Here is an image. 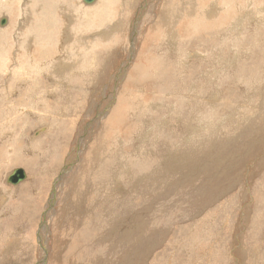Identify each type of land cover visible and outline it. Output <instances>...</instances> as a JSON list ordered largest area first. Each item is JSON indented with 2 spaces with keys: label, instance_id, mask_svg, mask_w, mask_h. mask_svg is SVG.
<instances>
[{
  "label": "rangeland",
  "instance_id": "374dc122",
  "mask_svg": "<svg viewBox=\"0 0 264 264\" xmlns=\"http://www.w3.org/2000/svg\"><path fill=\"white\" fill-rule=\"evenodd\" d=\"M148 1L107 0L80 27L55 11L51 40L81 41L16 78L14 108L28 7L0 18L19 56L0 69V264H264V0ZM16 168L30 177L8 183Z\"/></svg>",
  "mask_w": 264,
  "mask_h": 264
},
{
  "label": "bare ground",
  "instance_id": "6f19581e",
  "mask_svg": "<svg viewBox=\"0 0 264 264\" xmlns=\"http://www.w3.org/2000/svg\"><path fill=\"white\" fill-rule=\"evenodd\" d=\"M84 2V5L87 4L89 6H83L82 4L83 3H80L78 2V0H0V9L2 8L3 10L0 11V18L2 16H5V20L8 22V19H6V15H9L6 11H10L11 9L8 10V8L10 7V5L12 3H20L26 7H28L26 10H25V16L22 17V19L20 20L19 24H20V27L21 29H24L25 31L24 32H19V34L23 35V36H27L25 40L23 41H18V43L22 46V48H20L19 50H17V53H21L22 51L21 50H24L26 51V54L28 56L29 54V51L30 50H34V54H37V55H40L41 56H38L39 58H35L33 57V53H30L31 55V58L32 60L34 61L33 63H29V65L32 66V70H30L29 72H22L20 73L19 76L15 77L16 76V72L14 70H11L13 72V81H12V85H9V88H8V94H9V97H8V105L10 107H17L16 105L20 104L21 105H24L21 101L22 99V96L24 93L18 95V82H16V78H18L19 80L21 81H24L26 78H29V76L31 75H34L35 73L37 72H34V71H37V70H40V67H41V64H39L38 62L42 61V60H49V59H52V58H55L56 56V53H58V55H60V59L64 60L67 58L65 53L68 51V49H70L72 46H71V43L74 41L75 43H77L79 40H80V34L78 35L76 31H72V32H69V31H62L61 33H59V35H57V38H55L53 41L51 40L52 38V35H56V32H54V29L56 28V24H57V20H55V17H58V14L55 13V11H58L61 15L64 14V12H61V11H66L67 12L69 11L70 13H72V15L70 16L69 14L66 13L67 17H70L69 18V21H71L70 19L74 18L75 20V17L77 16L80 20H79V24H77L79 27L82 26L83 24L82 23H90L89 20L87 19H91V17H95V18H99L100 20V23L103 24L105 23V18L108 16L110 17V14H102L99 9L100 7L104 4V7L106 8L107 6V0L106 2H103L105 0H94L93 2L91 3H86L84 0H82ZM158 1V0H157ZM161 1V0H159ZM167 0H164V2H166ZM185 1V0H184ZM189 0H187L188 2ZM142 2V7L139 8L138 10H135L137 15L140 16L141 13H144L147 11V9L149 10V6L150 5V2L148 0H141ZM190 2H193V5L194 6V12H198V8H195L196 5H197V0H190ZM196 2V4L194 3ZM102 3V5L100 6L99 4ZM154 3V2H153ZM164 4V3H163ZM214 4V2H213ZM212 4V5H213ZM153 5V4H152ZM156 6L157 7V10L159 7L163 6L162 4H157ZM155 6V7H156ZM192 6H191V10H189V12H193L192 10ZM96 8V10L92 11L91 12V9L92 8ZM65 8V9H64ZM108 8V7H107ZM59 9H62L61 11H59ZM172 9V7H171ZM177 9V10H176ZM175 10L171 11V15L172 16V12L174 13V18L169 22V25L170 27L173 26V29H176V26L179 25V22H178V18H179V15L180 13H182V11L180 12V8H176ZM180 9V10H179ZM102 10V9H100ZM162 10V9H161ZM206 10V9H205ZM105 11V10H104ZM164 11V10H163ZM163 11H160V12H163ZM148 12H151L150 10ZM135 13V12H134ZM157 13V12H156ZM164 13H168V12H165ZM201 13V12H200ZM207 13H209L207 11ZM160 14V13H159ZM169 15V13H168ZM166 14V17L168 16ZM183 15V14H182ZM63 16V15H62ZM158 16V14L156 15ZM161 16V14L159 15V17ZM169 16V17H170ZM181 16V15H180ZM66 17V16H65ZM157 17V18H159ZM177 17V19H176ZM140 18V17H139ZM162 18V16H161ZM161 18L159 19H156L154 21V18L153 20L151 21H154L155 24L157 25V27L159 29H163L164 25L163 22L161 21ZM3 19V17L1 18ZM165 19V18H164ZM168 19V17H167ZM92 20V19H91ZM163 20V18H162ZM68 21V19H67ZM136 20H132V23H131V29H134L136 24L138 22H135ZM169 21V19H168ZM6 23V22H5ZM5 23H2V20H1V25H4ZM139 24V23H138ZM168 25V27H169ZM118 28V27H117ZM138 29V28H137ZM68 30V29H66ZM90 30V29H88ZM107 31V30H106ZM132 31V30H131ZM0 32H3L2 30H0ZM102 30H98L94 33L93 36H88L90 37L89 39L93 42L96 43V41L98 39H101V38H105L106 35L102 34L101 33ZM119 32V31H118ZM28 33V34H27ZM14 34V33H13ZM107 34V33H106ZM133 34V33H132ZM171 34H173V32H171ZM3 35L2 36V33H0V69H2V64L1 63H4L5 61L7 62V59L9 58V54L10 53H13L14 57H15V60H18V54L16 52H13L12 51V48L11 46L9 45V43L7 42V39L6 41L4 40L5 37H6V34L3 32ZM116 35V33H115ZM84 36V35H83ZM87 37V38H88ZM131 37V36H130ZM60 38V39H59ZM17 39V38H16ZM83 39V44L85 46V48L83 49L84 52L85 51H89V47H92L90 46L89 42L87 39L85 38H82ZM108 39V38H107ZM61 40L63 41V44H60ZM133 40V39H132ZM81 41V40H80ZM55 46V48H54ZM78 46V45H77ZM98 46V45H97ZM80 47V46H79ZM134 48V47H133ZM18 49V48H17ZM89 49V50H88ZM132 49V48H131ZM135 49V48H134ZM133 49V51H134ZM75 52L76 54L77 51H79L77 48H75ZM58 51V52H56ZM136 51V50H135ZM134 51V52H135ZM132 52V51H131ZM83 53V52H82ZM75 54V55H76ZM80 54V53H79ZM94 56L97 54V53H92ZM132 54V53H131ZM130 54V55H131ZM134 54V53H133ZM8 56V57H7ZM84 56V55H83ZM129 56V54H128ZM93 57V56H92ZM132 57V56H130ZM27 58V57H26ZM78 58V57H77ZM94 58V57H93ZM97 57H95L96 59ZM79 59V58H78ZM30 60V61H32ZM71 61V60H70ZM73 61V60H72ZM75 61V60H74ZM73 61V62H74ZM94 62V61H93ZM96 62V60H95ZM14 63V62H13ZM91 64V63H90ZM59 65V64H58ZM92 65V64H91ZM90 65V66H91ZM95 65V64H94ZM17 66V64H16ZM126 66V65H125ZM66 67V66H65ZM93 67V65H92ZM71 68V67H70ZM23 69V68H21ZM26 69V68H24ZM57 69V68H56ZM60 70H62V68L60 67L59 68ZM73 69V68H72ZM89 69V68H88ZM124 67L121 69L120 71V74H124L125 71H124ZM4 70V69H3ZM95 70V69H94ZM10 71V72H11ZM65 71V70H63ZM97 71V70H96ZM99 71V70H98ZM84 72L86 73V71L84 70ZM34 73V74H33ZM94 73V71H93ZM37 76V75H35ZM40 77H36V78H31L30 79V83H32V91H36L38 89V91H43V87H46V85L42 84L41 85V82L39 81ZM46 79V78H45ZM41 80V79H40ZM43 80V79H42ZM59 80V79H58ZM18 81V80H17ZM6 82V81H5ZM48 83V81H46ZM46 83V84H47ZM57 83V82H56ZM58 83H62L63 84V81L59 80ZM4 84V83H3ZM50 84V83H49ZM67 85V84H66ZM20 86V85H19ZM40 89V90H39ZM37 91V92H38ZM50 91V89H49ZM49 91H43L44 93H48ZM117 94V93H116ZM1 96V95H0ZM26 99V98H25ZM0 100L2 101V99L0 98ZM29 100V99H28ZM26 101V100H25ZM24 102V101H23ZM30 102V101H29ZM26 103V102H24ZM32 104V102H31ZM45 129V128H43ZM74 151V150H73ZM18 156V155H17ZM19 157V156H18ZM26 172V171H25ZM10 175V174H9ZM8 176V175H7ZM29 174L26 173V177L19 181L18 183L24 181L25 179L29 178ZM6 178V177H5ZM8 179V178H7ZM6 179V180H7ZM8 181V180H7ZM10 183V182H8ZM17 183V184H18ZM13 184V183H11ZM53 195V194H52ZM1 196V195H0ZM40 252V251H39ZM44 251H41L42 253V256L43 254L46 255L45 253H43ZM41 256V257H42ZM44 257V256H43ZM42 257V258H43Z\"/></svg>",
  "mask_w": 264,
  "mask_h": 264
},
{
  "label": "water",
  "instance_id": "95a60500",
  "mask_svg": "<svg viewBox=\"0 0 264 264\" xmlns=\"http://www.w3.org/2000/svg\"><path fill=\"white\" fill-rule=\"evenodd\" d=\"M86 3H91L94 0H84ZM6 20L3 18L2 23H5ZM26 177V172L23 168L14 169L8 176V182L17 184L19 181L23 180Z\"/></svg>",
  "mask_w": 264,
  "mask_h": 264
}]
</instances>
